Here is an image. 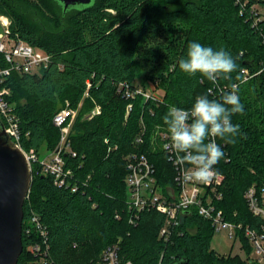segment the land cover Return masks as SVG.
Listing matches in <instances>:
<instances>
[{"label":"trees","instance_id":"16d2710c","mask_svg":"<svg viewBox=\"0 0 264 264\" xmlns=\"http://www.w3.org/2000/svg\"><path fill=\"white\" fill-rule=\"evenodd\" d=\"M257 1L264 7V0ZM1 14L11 20L12 37L52 55L49 66L38 73L15 71L6 82L23 148L40 155L43 147L47 153L55 150L60 140L55 113L67 102L76 109L82 101L69 135L77 154L63 153L78 189L57 186L52 175L33 164L24 203V249L17 264H41L30 246L46 248V240L53 264H95L112 244L119 245L123 261L133 264H158L160 258L163 264H257L250 256L214 250L211 222L195 213L183 217L169 241L159 235L165 215L156 209L142 211L137 223H131L125 156L147 154L158 182L174 185L172 163L163 150L151 146L153 130L165 125L170 105L189 110L197 95L209 94L211 88L209 99H219L222 88L230 91L238 83L244 112L233 115L232 123L241 134L234 142L217 140L225 153L215 165L225 176L219 206L229 220L257 226L244 193L252 184H264V71L242 81V69L264 67V19L255 25L249 5L236 0H94L66 13L58 0H0ZM193 41L232 55L237 69L229 80L212 85L199 73L190 76L179 69ZM142 74L148 80L142 85L153 84L162 92L160 100L127 98L121 92V83L135 86ZM130 102L133 108L126 118ZM95 107L100 112L81 119L83 109ZM139 135L143 144L136 142ZM35 215L46 236L32 222ZM242 241L250 253L243 236Z\"/></svg>","mask_w":264,"mask_h":264},{"label":"built area","instance_id":"2783aa9c","mask_svg":"<svg viewBox=\"0 0 264 264\" xmlns=\"http://www.w3.org/2000/svg\"><path fill=\"white\" fill-rule=\"evenodd\" d=\"M236 2L243 6L249 5L255 25H258L264 19V7L257 0H236ZM0 19H2L5 27V33H0V116L4 121L6 130L16 145L25 152L30 162L31 170L33 164L38 163L43 173L54 177V183L57 186L69 187L72 191H77L78 183L73 179L74 171L67 165L63 153H70L72 156L77 154L72 149L69 135L73 122L78 115V108H72L68 103L67 106L55 113L53 122L60 128V140L55 150L41 157L34 149L26 150L23 148L19 118L14 113L13 105L9 101L12 91L6 82L15 71L20 73H38L42 68L49 66L52 55L23 39L12 37L10 18L6 15H1ZM3 63H6V65H3ZM263 71L264 67L254 72L245 67L242 69V81H246ZM234 84L238 85V83ZM90 85L91 82L89 81L88 86L90 87ZM120 85L123 87L121 92L127 98H135L138 95H142L146 101H158L161 98L142 84L133 86L125 82ZM98 108V112H100V107ZM132 108L133 103H128L126 118ZM144 131L145 128H143ZM136 142L137 144H143V135H139L136 138ZM150 142L153 149L163 150L168 160L172 163L175 171V184L164 187L158 182L156 167L147 154L140 152L127 154L125 156L127 162L125 184L127 189L126 203L132 211L130 222L136 224L142 211L156 209L165 215V223L160 229L159 235L164 241H169L173 232L181 224L183 217L187 213H195L210 221L214 231H226L228 237L233 241L238 239L243 244V236L251 247L250 260L257 264H264V184L261 186L252 184L244 193L249 210L259 220L258 225L254 226L249 222L229 220L224 209L219 206V203L224 199V193L221 188L225 178L223 173L217 171L214 166L213 174L205 182L185 183L181 178L180 170L172 162L174 157L170 148L167 147L170 144L167 126L157 125L152 132ZM236 214L237 212H235ZM32 222L37 226L41 234L46 236L45 228L41 225L39 217L33 216ZM44 244H46V248L39 243L32 244L30 250L40 256L39 262L41 264H53L48 260L49 246L47 245V240L44 241ZM95 264L133 263L131 261H123L119 256V245L112 244L103 250L100 259ZM158 264H163L162 258H160Z\"/></svg>","mask_w":264,"mask_h":264},{"label":"clouds","instance_id":"9594fccd","mask_svg":"<svg viewBox=\"0 0 264 264\" xmlns=\"http://www.w3.org/2000/svg\"><path fill=\"white\" fill-rule=\"evenodd\" d=\"M179 69L190 76L199 73L212 85H218V81L230 79L237 64L224 49L215 50L193 41L187 46L186 58L179 61ZM230 88L231 91H222L219 99H209L210 88L209 94L196 96L189 110L170 105L163 117L170 139L167 147L185 183L205 182L225 156L217 140L226 144L241 134L240 126L232 123V116L243 114L244 105L238 85L233 83Z\"/></svg>","mask_w":264,"mask_h":264},{"label":"water","instance_id":"95a60500","mask_svg":"<svg viewBox=\"0 0 264 264\" xmlns=\"http://www.w3.org/2000/svg\"><path fill=\"white\" fill-rule=\"evenodd\" d=\"M63 12L94 0H58ZM30 162L16 145L0 116V264H17L23 252L24 203L32 184Z\"/></svg>","mask_w":264,"mask_h":264},{"label":"rangeland","instance_id":"374dc122","mask_svg":"<svg viewBox=\"0 0 264 264\" xmlns=\"http://www.w3.org/2000/svg\"><path fill=\"white\" fill-rule=\"evenodd\" d=\"M41 13H38V17H41V20L44 21L46 20L45 17L42 16ZM4 15V14H1ZM0 15V16H1ZM2 19H0V33H5V27L3 25ZM53 25H49L48 28L51 29ZM145 72V71H144ZM148 81L144 74H142L138 79H136V82L138 84H142L143 81ZM147 89L151 92H154L156 95L161 96L162 92L161 91H156L154 89L153 84L147 83ZM68 105V102L66 103L65 106ZM82 106V101L80 102L78 108ZM99 108L95 107L93 109H83V113L80 116L81 119H91L98 113ZM47 155L46 150L44 147L41 149V157H44ZM33 179V178H32ZM211 247L216 250L217 252L221 254H232V255H240L243 258L246 257H251V251L248 253V251L242 246V243L240 240H235L233 241L231 238L228 237L226 231H214V235L211 240Z\"/></svg>","mask_w":264,"mask_h":264}]
</instances>
